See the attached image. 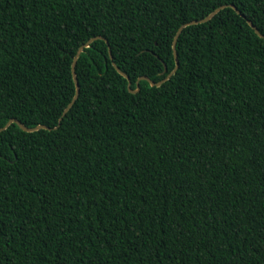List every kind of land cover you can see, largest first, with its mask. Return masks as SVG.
<instances>
[{"label":"trees","instance_id":"trees-1","mask_svg":"<svg viewBox=\"0 0 264 264\" xmlns=\"http://www.w3.org/2000/svg\"><path fill=\"white\" fill-rule=\"evenodd\" d=\"M221 5L182 28L168 79L128 90L113 63L160 81L178 28ZM247 20L264 35V0H0V125L49 127L0 132V264H264Z\"/></svg>","mask_w":264,"mask_h":264},{"label":"water","instance_id":"water-1","mask_svg":"<svg viewBox=\"0 0 264 264\" xmlns=\"http://www.w3.org/2000/svg\"><path fill=\"white\" fill-rule=\"evenodd\" d=\"M223 7H225L224 5H221L219 6L218 8L214 9L211 13H209L207 16H205L204 18H202L201 20H191L189 22H187L186 24H183L181 25L176 34L174 35L173 37V41H172V50H173V55H174V59H175V67L171 70V72H169L167 74L166 77H164L163 79H161L160 81L158 82H154L153 80H151L150 78L146 77V76H140L137 78L136 81H140V80H146L148 81V83L151 85V86H159L161 83H163L166 79H168L177 69L178 67V59H177V52H176V40H177V37L179 35V33L181 32L182 28L185 27L186 25H190V24H196V23H199V22H204V21H207L209 20L212 16H214L215 13H217L220 9H222ZM232 8H234L237 12H239L236 7L234 5H231ZM248 24L254 29V31L260 36V37H263L264 38V35L261 34L258 29L253 25V23L250 21V20H247ZM96 38H101V36H95V37H92L90 38L87 42H85L83 45H81L75 56L73 57V61H72V65H71V70H72V76H73V80H74V85H75V92L73 94V97H72V100L70 101V103L67 105V107L64 109V114L67 112V110L71 107V105L75 102L76 98L78 97V94H79V84H78V81H77V78H76V75H75V64H76V61H77V58L79 56V54L81 53L82 49L84 47H87L94 39ZM107 42V41H106ZM107 46H108V42H107ZM108 53H109V56L110 58L112 59V55H111V51H110V48L108 46ZM114 67L116 68V70L123 76L125 77L128 82H127V85L129 83V76L123 72L122 70H120L115 63H113ZM166 71V65H164V69H163V73ZM128 87V86H127ZM128 90L132 93H136L138 90H139V87L135 88V89H131L128 87ZM11 123H15L17 124L22 130L24 131H27V132H32V131H36L38 129H49V127L45 126V125H37L35 127H26L25 125H23L19 120L15 119V118H11L9 119L3 126V130H5ZM2 130V131H3ZM1 132V131H0Z\"/></svg>","mask_w":264,"mask_h":264},{"label":"snow or ice","instance_id":"snow-or-ice-1","mask_svg":"<svg viewBox=\"0 0 264 264\" xmlns=\"http://www.w3.org/2000/svg\"><path fill=\"white\" fill-rule=\"evenodd\" d=\"M129 88H132L133 86H135V87H139V82L138 81H132V79L131 78H129V83H128V85H127ZM0 111H2V109H0ZM3 130V125H0V131H2Z\"/></svg>","mask_w":264,"mask_h":264}]
</instances>
